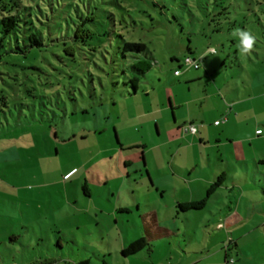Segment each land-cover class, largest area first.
<instances>
[{"label": "rangeland", "instance_id": "374dc122", "mask_svg": "<svg viewBox=\"0 0 264 264\" xmlns=\"http://www.w3.org/2000/svg\"><path fill=\"white\" fill-rule=\"evenodd\" d=\"M215 1L19 0L29 8L43 46L36 60H20V66L27 68H16L27 75H33V67L38 69L40 80L36 74L31 83L33 98L14 100L4 87L10 109L0 117V264H74L80 259L90 264L179 263L175 239L148 242L151 248L130 258L121 256L127 240H147L142 229L144 202L153 204V210L159 206L157 222L161 224L173 219L174 207L169 197L160 200L159 194L148 190L145 177L136 172L141 150L120 151L117 143L119 137L125 143L148 142L147 129L152 125L148 104L162 100L167 104L171 88L184 97L216 93L198 108L207 118L218 115V108L223 110V87L230 101L254 97L253 103L238 104L240 119L244 116L249 126L255 125V118L250 120L255 108L258 120H264V0H233L231 6L232 21L248 15L245 30L257 38L250 54L241 53L240 37L233 35L241 30L240 24L228 30L230 25L223 22L221 32L213 31L216 22L209 15L217 9ZM124 42L144 44L145 53L122 58ZM208 48L216 54L200 61L198 68L194 62H184L185 56L199 61ZM137 57L149 63L150 70L133 95V88L123 85L126 77L121 70ZM178 65H182L181 77L190 71L200 80L186 84L181 77L175 78L173 70ZM0 71L10 68L0 65ZM47 79L53 84H43ZM147 90L151 93L145 97ZM17 103L32 108L22 106L21 110ZM63 110L66 116L62 117ZM120 158L134 165L125 168ZM233 163L244 178L243 169ZM259 169L263 172L264 166ZM84 184L91 197L84 194ZM118 194L132 213H116ZM136 200L141 204L138 212L133 207ZM204 214L208 216L206 209ZM199 216L190 213L186 222L196 239L202 237ZM263 245L254 247L261 251ZM229 246L227 238L223 249ZM231 252L233 258L222 264H235L236 255Z\"/></svg>", "mask_w": 264, "mask_h": 264}, {"label": "crops", "instance_id": "0c3cea01", "mask_svg": "<svg viewBox=\"0 0 264 264\" xmlns=\"http://www.w3.org/2000/svg\"><path fill=\"white\" fill-rule=\"evenodd\" d=\"M207 56L204 55L205 58ZM181 67L178 65V69L173 70L175 78L181 77ZM175 71H179V74L175 75ZM205 71L207 73V69ZM185 73L181 78L186 84L200 80L199 75L192 76L190 71ZM223 90L224 87L220 89L224 101L223 110L218 108V115L211 114L207 118L203 113L199 114L198 108L202 109L203 102L214 98L216 93L209 95L204 91V96L197 92L195 96L184 97L182 92L171 88L166 94L167 104L164 100L156 105L148 104L146 113L147 116H152L148 122L152 125L147 129V145H140L137 141L125 143L120 137L118 139L120 151L141 150L138 152L140 167H136L139 168L136 172L145 177L147 189L159 194L160 200L165 197L172 200L173 219L162 224L157 222L159 206L153 210V204L144 202L142 206L146 211L142 229L146 234L147 244L175 239L181 253L178 264H222L228 257L233 258L232 250L236 255L235 264H264V171L259 169V165L264 166V132L257 134V129H264V120H258V113L254 108L250 120L255 118L256 122L249 126L244 116L240 119L242 113L238 104L253 103L254 97L230 101ZM190 92L191 87L187 88V93ZM150 93L147 90L145 97ZM219 116L222 118L221 123L214 125V122L220 121ZM204 122L212 127L206 128ZM190 124L196 127L194 134L187 131ZM148 153H151L150 157H147ZM143 158L145 162L141 163ZM149 158L151 160L148 162ZM120 159L125 168L134 165L130 159ZM233 160L243 169L244 178L237 173ZM122 177L125 180L124 175ZM128 177L127 174L126 178ZM218 177L221 178V183L208 196L202 209L178 210L179 203L196 202L205 198L208 188ZM140 181L144 180L141 178ZM84 194L91 197L89 188ZM117 196L116 213H132L129 204L120 201L119 194ZM140 205L136 200L134 211L138 212ZM168 208L166 205L165 212ZM204 209L208 216H205ZM190 213H200L201 226L197 227L202 235L200 238L196 239L195 230L186 224ZM227 238L230 246L224 250ZM131 242L127 240L122 249ZM181 242L184 245L181 246ZM254 245L263 247L258 251ZM147 247L151 248L150 245ZM259 254L262 256L260 261ZM121 256L130 258L133 255Z\"/></svg>", "mask_w": 264, "mask_h": 264}, {"label": "trees", "instance_id": "16d2710c", "mask_svg": "<svg viewBox=\"0 0 264 264\" xmlns=\"http://www.w3.org/2000/svg\"><path fill=\"white\" fill-rule=\"evenodd\" d=\"M12 1V2H11ZM0 3L2 1L0 0ZM215 7H217L216 11L213 15H209V19L211 21L216 22L214 32H221V23L228 22V30L232 27H235V24H240V29L245 30L244 25L249 22L248 15L241 16L240 20L232 21L231 16L233 12L231 11V6L233 0H216ZM240 11L243 9L241 6H238ZM244 10V9H243ZM236 14H240L235 11ZM264 13V11H263ZM222 21V22H221ZM260 20H256L255 23H259ZM43 46L42 38L39 35V32L35 30L34 24L31 19V15L29 13V8L23 6L19 0H10L6 2V4L0 5V65H6L10 68L9 72L0 71V117L1 115H5V110L10 109L9 99L8 97L12 96V98H20V97H29L33 98L32 94L33 89L31 87V83H34L33 76L37 74L38 79V69L33 67L32 72L33 75H27L24 72L18 73L16 68H27L24 66H20V60H36V55L40 47ZM211 49V48H208ZM207 49V50H208ZM214 49V48H212ZM146 47L142 43L135 42H124L121 47V56L126 59L127 54H143L145 53ZM188 52L191 53V49L187 48ZM216 51V50H215ZM216 54V53H215ZM134 58H136L134 56ZM190 58L189 56L184 57V61ZM205 58V57H204ZM175 60V59H173ZM182 66V65H181ZM150 70V64L145 60L137 57V61L128 66L127 69L121 70L122 75L126 77V80L123 81L124 86H130L133 88V95L137 94L139 89V83L141 78L145 77V74ZM35 71V72H34ZM59 74L55 77L58 82ZM71 77V76H69ZM43 84H53L52 81L46 80ZM8 87L10 89V93L7 97V91L4 87ZM146 93V91H143ZM130 94V93H129ZM132 95V94H130ZM15 100V99H14ZM20 106L21 110H23L22 106L25 109L30 111L32 108L31 105L17 103ZM13 106H16L13 104ZM24 109V111H25ZM62 111V110H61ZM62 117L66 114L63 110ZM54 116H56L55 112H52ZM87 113V112H86ZM34 117V114L32 115ZM66 116V115H65ZM29 117V114H26V118ZM7 120V119H5ZM0 124L1 119H0ZM221 178L218 177L213 184L208 188L206 192V197L200 201L190 202V203H179L177 204V208L180 211H188V210H200L204 207L206 203V199L209 195H211L216 188L220 185ZM83 191L87 192L86 186H82ZM60 248H62L60 243H57ZM148 246L146 240L144 238H139L131 243L127 244L121 251V254L125 257L132 256L137 254L139 251L143 250ZM104 263V261H103ZM74 264H90L88 259H80L79 262H75ZM105 264V263H104Z\"/></svg>", "mask_w": 264, "mask_h": 264}, {"label": "clouds", "instance_id": "9594fccd", "mask_svg": "<svg viewBox=\"0 0 264 264\" xmlns=\"http://www.w3.org/2000/svg\"><path fill=\"white\" fill-rule=\"evenodd\" d=\"M233 35H239L240 37V50L242 54H250L254 49L257 38L248 30H239L237 29ZM215 53V49H212ZM264 132V129H257V134Z\"/></svg>", "mask_w": 264, "mask_h": 264}, {"label": "built area", "instance_id": "2783aa9c", "mask_svg": "<svg viewBox=\"0 0 264 264\" xmlns=\"http://www.w3.org/2000/svg\"><path fill=\"white\" fill-rule=\"evenodd\" d=\"M215 53H216V51H215ZM215 53H213V51H212V48L211 49H208L207 51H206V54H205V56L206 55H211V54H215ZM203 59H204V57H201V59L199 60V61H197V60H195V59H191V58H187L184 62L185 63H187V64H190V63H195V67H199L198 65V63L200 62V61H203ZM179 74V71H175V75H178ZM221 123V121H216V122H214V125H218V124H220ZM187 131L190 133V134H194L195 132H196V127L193 125V124H190L188 127H187Z\"/></svg>", "mask_w": 264, "mask_h": 264}]
</instances>
